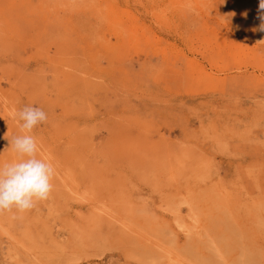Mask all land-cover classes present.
Masks as SVG:
<instances>
[{"label":"rangeland","instance_id":"374dc122","mask_svg":"<svg viewBox=\"0 0 264 264\" xmlns=\"http://www.w3.org/2000/svg\"><path fill=\"white\" fill-rule=\"evenodd\" d=\"M258 5L0 0V168L25 134L54 168L0 264H264Z\"/></svg>","mask_w":264,"mask_h":264},{"label":"clouds","instance_id":"9594fccd","mask_svg":"<svg viewBox=\"0 0 264 264\" xmlns=\"http://www.w3.org/2000/svg\"><path fill=\"white\" fill-rule=\"evenodd\" d=\"M258 11L261 20L258 30L264 31V0H259ZM17 115L22 121L21 131L26 133L47 120L45 111L38 107L26 106ZM10 143L21 159L0 168V211L15 208L24 212L35 201L48 198L54 168L50 162L37 157L39 146L32 135L16 136Z\"/></svg>","mask_w":264,"mask_h":264}]
</instances>
